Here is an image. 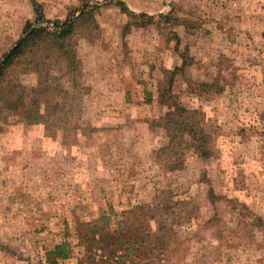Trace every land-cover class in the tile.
I'll list each match as a JSON object with an SVG mask.
<instances>
[{
    "label": "rangeland",
    "instance_id": "obj_1",
    "mask_svg": "<svg viewBox=\"0 0 264 264\" xmlns=\"http://www.w3.org/2000/svg\"><path fill=\"white\" fill-rule=\"evenodd\" d=\"M30 1L0 0V57L33 17ZM36 1L49 20L97 4V27L74 35V65L36 40L0 86V264H49L47 250L65 240L74 252L56 264H77L88 226L105 216L116 227L132 212L145 216L133 228L164 242L154 264H264V0H122L191 26L127 33L115 0ZM186 47L191 81L177 75L173 90L199 112L209 156L163 167L154 150L165 137L152 122L166 109L159 81ZM10 80L21 84L16 96L2 92ZM49 94L57 114L44 112ZM66 109L74 129L63 135ZM166 199L173 207L161 215Z\"/></svg>",
    "mask_w": 264,
    "mask_h": 264
},
{
    "label": "trees",
    "instance_id": "obj_2",
    "mask_svg": "<svg viewBox=\"0 0 264 264\" xmlns=\"http://www.w3.org/2000/svg\"><path fill=\"white\" fill-rule=\"evenodd\" d=\"M33 17L24 24L21 36L16 42L0 57V86L16 66L17 60L31 47L36 40H40L47 49H58L63 51L71 59V65L75 63V48L73 37L79 30H87L91 25L97 27L95 12L99 8L97 4H83V9L73 10L64 20H49L45 17L42 6L36 0H31ZM115 4L120 11L125 13L127 21L123 25V32L127 33L131 27L156 25H177L182 24L189 29L188 22L181 21L173 13L159 14L151 16L149 14H136L129 10L122 0H115ZM181 63L173 69H163V79L159 81L160 90L157 102L165 106L164 112L152 120L153 125L160 129L165 137V141L154 150V159L163 167H171L183 164L188 153L206 160L209 156L206 135L201 124L200 114L195 109L183 108L178 96L173 90V83L177 75H181L183 80L190 82L188 68L193 61L189 55L187 47L178 51ZM3 88V93L7 96H16L22 92L21 84L10 80ZM197 86L211 88L207 82H198ZM16 91V89H19ZM201 91V90H197ZM198 93V92H197ZM3 94V95H4ZM51 95H47L44 103V112L57 114V103L52 102ZM150 98V97H149ZM147 98V101H150ZM70 110L63 113L65 119L62 124V133H68L74 129L73 123L67 118ZM209 197L212 201L221 198L212 189L209 190ZM171 199H166L160 208V214L165 215L172 209ZM235 207V205H234ZM239 211L249 214L247 205L241 204ZM123 214V213H122ZM125 220H119L117 226L113 227L109 223V218L102 216L97 223L90 225L78 239V262L77 264H154L157 254L164 249V242H149L148 230L132 224L138 225L145 220L144 215H137L135 212ZM244 214V213H243ZM124 215V214H123ZM217 216L208 219L204 225L212 227V221L218 219ZM255 224L262 226L260 218H254ZM261 226V227H260ZM165 224L159 223V230H164ZM74 250L68 241L60 242L46 252V261L49 264H56L58 259H66L73 254Z\"/></svg>",
    "mask_w": 264,
    "mask_h": 264
}]
</instances>
